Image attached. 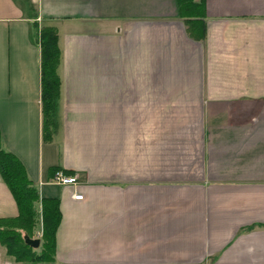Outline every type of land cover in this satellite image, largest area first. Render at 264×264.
Masks as SVG:
<instances>
[{"label": "crops", "instance_id": "obj_1", "mask_svg": "<svg viewBox=\"0 0 264 264\" xmlns=\"http://www.w3.org/2000/svg\"><path fill=\"white\" fill-rule=\"evenodd\" d=\"M202 1L196 38L177 0H0L1 146L59 202L51 264H264V0ZM17 215L0 176V219Z\"/></svg>", "mask_w": 264, "mask_h": 264}, {"label": "trees", "instance_id": "obj_2", "mask_svg": "<svg viewBox=\"0 0 264 264\" xmlns=\"http://www.w3.org/2000/svg\"><path fill=\"white\" fill-rule=\"evenodd\" d=\"M179 15L187 20L190 34L203 37V1L177 0ZM201 26V32L195 34ZM40 47V101L42 137L49 141L55 131L60 104L61 82L58 76L60 50L55 28L48 23L38 29ZM59 169H54L53 174ZM0 176L18 209L15 218L0 219V245L15 264H48L54 261L55 234L61 220L59 202L41 198L37 187L28 179L21 163L1 146ZM40 232L39 246L25 244Z\"/></svg>", "mask_w": 264, "mask_h": 264}, {"label": "built area", "instance_id": "obj_3", "mask_svg": "<svg viewBox=\"0 0 264 264\" xmlns=\"http://www.w3.org/2000/svg\"><path fill=\"white\" fill-rule=\"evenodd\" d=\"M53 182L61 186L75 185L76 176H68L61 171H56L53 176ZM73 198L80 200L82 199V196L80 194H75L73 195Z\"/></svg>", "mask_w": 264, "mask_h": 264}, {"label": "rangeland", "instance_id": "obj_4", "mask_svg": "<svg viewBox=\"0 0 264 264\" xmlns=\"http://www.w3.org/2000/svg\"><path fill=\"white\" fill-rule=\"evenodd\" d=\"M40 237V232H35L34 238H39ZM0 264H15L13 262V259L5 254L4 248L0 247ZM51 264V263H48Z\"/></svg>", "mask_w": 264, "mask_h": 264}, {"label": "water", "instance_id": "obj_5", "mask_svg": "<svg viewBox=\"0 0 264 264\" xmlns=\"http://www.w3.org/2000/svg\"><path fill=\"white\" fill-rule=\"evenodd\" d=\"M25 244L32 247V248H37L39 246V239L38 238H34V239H30V238H26L24 240Z\"/></svg>", "mask_w": 264, "mask_h": 264}]
</instances>
